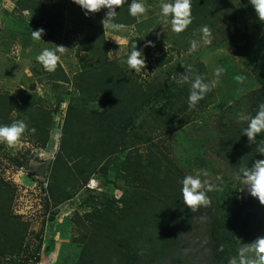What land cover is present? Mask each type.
<instances>
[{"label":"trees","instance_id":"trees-1","mask_svg":"<svg viewBox=\"0 0 264 264\" xmlns=\"http://www.w3.org/2000/svg\"><path fill=\"white\" fill-rule=\"evenodd\" d=\"M117 11L114 23L131 26L136 32L127 41L126 53L134 42L138 49L145 50L146 26L152 20L139 21L130 16L127 4ZM105 12L101 9L86 16L73 0H62L55 14L73 29L85 27L75 54L90 57L92 63L83 61L72 78L73 91L65 108L60 145L46 185L48 196L56 204L69 200L75 193L73 189L86 184L105 161L122 180L120 198H90L94 205L79 220L83 246L76 264H160L173 255L174 262L193 264L179 258L180 246L199 215L208 222L209 264H228L240 243L258 234L264 236V204L257 199L248 209L238 199L241 169L264 159L257 152V146L264 145V133L250 143L243 135L247 122L238 119L240 113L236 120L219 123L215 153L235 176L229 184L228 207L221 212L214 196L207 194V206L190 210L180 191L183 170L171 158L169 145L159 147L155 137L174 134L188 123L185 116L201 115L215 104L212 88L195 108L189 107L190 84L179 82L185 72L192 78L200 75L209 81L207 71L199 62H180L165 77L149 82L132 76L108 56L110 44L102 23ZM192 15L193 22L186 31L197 32L207 25L224 41V47L241 42L247 49H254L250 71L258 87L242 98L241 110L254 116L264 102V22L250 0H192ZM172 60V55L156 58L160 66ZM46 80L70 83L60 63ZM47 103L23 88L15 94L0 93V125L23 119L28 125L24 134L28 136L23 134L20 141L44 149L54 120ZM32 128L35 132L30 131ZM13 193V187L0 178L1 262L36 263L38 251H28L29 224L11 212Z\"/></svg>","mask_w":264,"mask_h":264},{"label":"rangeland","instance_id":"rangeland-1","mask_svg":"<svg viewBox=\"0 0 264 264\" xmlns=\"http://www.w3.org/2000/svg\"><path fill=\"white\" fill-rule=\"evenodd\" d=\"M60 1L0 0V93L15 94L20 88L36 93L47 100V107L54 118L49 142L44 149L33 147L24 140L16 147H8L0 142V178L14 189L11 212L28 222V251H38V261L33 263L30 260L27 264H76L83 246L80 243L82 229L79 220L84 212L92 209L94 202L91 203L90 198L95 201L102 197L118 199L121 194L122 180L105 161L86 184H79L73 189L75 193L69 200L56 204L48 196L46 185L50 180L52 161L60 145L65 108L73 91L72 78L83 61L92 63L90 57L75 54L77 42L86 31L85 27L73 29L70 24L65 25L61 17L55 16ZM143 2L147 11L142 17L149 22L152 20L146 26V49L143 50L145 67L136 73L129 70L125 63L127 41L136 34L131 26L118 30L108 27L104 29L105 38L110 44L108 56L132 76L145 82L165 77L166 72L180 62L203 64L209 81H215V104L201 115L194 113L193 116H185L188 123L174 134L160 135L155 139L161 148L165 144L169 145L170 156L184 175L199 172L202 180L214 186L207 194L214 196L221 212H224L228 207L229 184L235 176L215 153L220 136L219 123L236 120V115L244 107L242 98L258 87L250 71L254 49H247L241 42L229 48L224 47V41L210 30L212 42H201L197 51L190 53V42L200 39L199 30L174 33L170 23L159 22L161 0ZM41 28L44 29L42 40H34L32 30ZM148 41L152 44L146 46ZM173 41L178 45L173 46ZM56 45L66 48L60 54L59 63L70 79L68 84L46 80L50 72L45 71L36 61V56L43 48L51 49ZM163 55L165 58L172 55L173 60L160 66L156 58ZM217 67L223 69L219 77L214 71ZM19 163L22 166H18ZM238 199L241 206L248 209L257 202V198L252 197L243 184ZM261 236L258 234L239 245L252 243ZM208 241V222L203 215H199L195 227L183 236L179 258L193 264H209ZM174 256L167 257L160 264H182L174 262Z\"/></svg>","mask_w":264,"mask_h":264},{"label":"clouds","instance_id":"clouds-1","mask_svg":"<svg viewBox=\"0 0 264 264\" xmlns=\"http://www.w3.org/2000/svg\"><path fill=\"white\" fill-rule=\"evenodd\" d=\"M73 3L79 5L84 10L85 15L95 13L101 9H106L105 19H103V27L112 29H121L124 26L114 23V18L117 15V8L127 4L128 13L135 18L142 17L147 9L143 0H73ZM254 10L260 21L264 22V0H250ZM159 22L171 25V31L174 33L184 32L193 22L192 15V0H161ZM44 29L32 30L31 35L34 40H42ZM200 39H193L190 42L188 51L196 52L203 44H210L211 32L207 25L199 29ZM152 42L148 41L147 45ZM66 48L63 45H56L55 48H43L36 56V61L47 72H54L61 55ZM125 63L129 70L136 73L140 72L145 67V55L143 49H138L134 42L127 54ZM215 75L219 77L223 71L217 67ZM180 83L190 84V93L188 96L189 107L195 108L208 92L212 90L215 81H206L202 76L196 75L192 78L186 72L181 74ZM240 121H246L247 127L243 128V135H246L250 143H254L257 137L264 133V102L260 103L258 110L254 116L246 113H240L238 116ZM28 130V125L23 119H16L9 125H0V142L5 143L8 147H16L25 131ZM35 132V128L30 129ZM257 152L264 156V145L257 146ZM242 175L238 178L241 180L247 192L264 204V159H257L252 163L251 167L241 169ZM181 194L183 202L192 211H196L201 206H207L210 199L208 192L213 190V185L207 180H202L199 172L195 174H187L181 180ZM222 250V246H221ZM228 264H264V236L258 237L254 242L243 244L238 249L235 256L228 260Z\"/></svg>","mask_w":264,"mask_h":264},{"label":"crops","instance_id":"crops-1","mask_svg":"<svg viewBox=\"0 0 264 264\" xmlns=\"http://www.w3.org/2000/svg\"><path fill=\"white\" fill-rule=\"evenodd\" d=\"M145 3H147V2L145 1ZM137 19H138V18H137ZM140 19H143V20H144V19H146V18L140 17ZM138 20H139V19H138ZM139 21H140V20H139ZM132 28H133V27H132Z\"/></svg>","mask_w":264,"mask_h":264}]
</instances>
